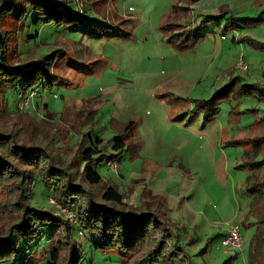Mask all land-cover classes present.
I'll return each mask as SVG.
<instances>
[{
    "label": "rangeland",
    "instance_id": "obj_1",
    "mask_svg": "<svg viewBox=\"0 0 264 264\" xmlns=\"http://www.w3.org/2000/svg\"><path fill=\"white\" fill-rule=\"evenodd\" d=\"M65 1L73 11L113 27L70 30L40 23L20 29L2 19L0 34L9 61L18 64L50 54L48 68L55 83L21 92L19 96L33 94L26 107L19 106L18 94L15 98L6 92L0 99V132L14 136L24 148H44L56 164L69 167L73 182L93 193L109 183L128 205L138 206L143 191L147 205L162 198L171 239L185 255L175 264H248L249 259L260 264L264 0L198 1L182 27L196 26L205 17L212 20L201 29L204 37L183 50L167 44L159 29L177 0ZM226 22L233 28L223 31ZM238 58L245 69L236 67ZM230 79L233 90L217 100L214 118L204 121L195 111L197 101L209 99ZM243 85L254 87L242 94ZM128 121L134 122L132 139H127L136 145L134 155L125 146L116 152L110 148V139ZM83 138L100 139L97 148L106 156L117 154L110 159L114 169L110 160L94 165L101 178L96 186L81 177ZM12 160L16 170L29 168ZM15 179L17 172L0 179V238L8 236L6 229L16 219L11 204ZM50 198L62 207L35 178L24 203L64 217ZM232 225L240 232L241 254L229 259L219 241ZM69 237L79 246L78 264H119L116 251L94 249L81 228L73 226ZM48 250L42 237L19 241L15 254L0 258V264H22L28 254L27 264H45Z\"/></svg>",
    "mask_w": 264,
    "mask_h": 264
},
{
    "label": "trees",
    "instance_id": "obj_2",
    "mask_svg": "<svg viewBox=\"0 0 264 264\" xmlns=\"http://www.w3.org/2000/svg\"><path fill=\"white\" fill-rule=\"evenodd\" d=\"M181 1L183 6L179 5ZM198 1L200 0H177L171 6L167 19L159 26L161 33L167 36L165 42L171 47L179 50L188 49L204 37L201 29L212 20L211 17L203 18L196 26L182 27L183 23L189 21L190 7ZM6 18L15 22L20 29L23 26H36L40 23L65 26L70 30L79 29L80 26L106 30L113 27L108 23L100 24L102 22L73 11L65 0H0V21ZM232 28V23L226 22L223 31ZM28 38L31 37L26 36V39ZM5 44L0 34L1 100L6 92L16 98L21 92L36 90L39 86L48 87L55 83L54 76L48 68L50 54L14 64L7 58ZM232 83L233 79H230L209 99L197 101L195 111L201 112L204 121L214 118L218 112L217 100L226 96L228 92V95L230 94L234 86ZM253 87L254 85H243L240 91L247 94ZM263 90L261 88L260 92ZM133 128L134 122L128 121L122 132L110 139L111 150L120 151L125 146L130 155H134L136 145L132 142L127 144V139H132ZM86 142L85 145L83 142L78 145H83L80 149L83 163L81 177L87 184L96 186L101 182V178L94 170V165L112 159L117 154L106 156L102 153L100 148H97L101 144L98 138L94 142L88 138ZM7 151H10V154ZM16 158L21 161L20 163H27L29 168L16 170L12 160ZM65 165L56 164L53 156L44 148L37 145L24 148L16 144L14 136L0 132V179L13 172L18 173V179H15L13 184L16 189H12L16 198L11 201L17 215L15 222L6 229L9 232L8 236L0 238V258L15 254L19 241L28 243L42 237L49 244L45 264H78L81 259L78 244L69 237L74 225L67 218L52 214L48 210H38L24 203L35 178L62 207L74 214L77 228H81L82 234L88 237L91 247L102 251H116L119 264H175L185 258L178 242L171 239V224L162 198H158L154 205H147L143 196L146 191H143L138 206L128 205L122 194L109 183L104 184L96 194L73 182L67 171L69 167ZM258 185L264 191V177ZM224 234L225 231L223 236ZM237 256H229V259ZM29 259L28 254L22 264H27ZM248 264H253L251 259ZM260 264H264V250L261 252Z\"/></svg>",
    "mask_w": 264,
    "mask_h": 264
},
{
    "label": "built area",
    "instance_id": "obj_3",
    "mask_svg": "<svg viewBox=\"0 0 264 264\" xmlns=\"http://www.w3.org/2000/svg\"><path fill=\"white\" fill-rule=\"evenodd\" d=\"M189 26H185L183 28H187ZM236 67L240 68V69H245L246 65L241 61L240 58H238V60L236 61ZM20 93L18 94V104L19 106L22 105L23 107H26L28 104L29 99L32 97L31 94L26 95V96H19ZM31 100V99H30ZM110 160V159H108ZM108 165L110 169H114L115 167V163L113 160L108 161ZM49 203L54 205L55 208H57L60 213L67 218V220H69V222H71L74 226H76L77 228V224H76V219L74 214L70 211V210H66L62 207H60L59 205H57L54 200L52 198L48 199ZM80 233V231L78 230V234ZM219 246L221 247L222 251L226 254H228L229 256H237L239 254H241L240 249H241V236H240V232L238 229L237 225H232L230 226L227 230H225V234L224 236L221 238V240L219 241Z\"/></svg>",
    "mask_w": 264,
    "mask_h": 264
},
{
    "label": "crops",
    "instance_id": "obj_4",
    "mask_svg": "<svg viewBox=\"0 0 264 264\" xmlns=\"http://www.w3.org/2000/svg\"><path fill=\"white\" fill-rule=\"evenodd\" d=\"M195 5V4H194ZM168 16V15H167ZM152 191V190H151ZM149 192V191H148ZM150 195H151V193H150ZM167 206V208H168V204L166 205ZM223 237V232L221 233V238ZM220 238V239H221Z\"/></svg>",
    "mask_w": 264,
    "mask_h": 264
}]
</instances>
